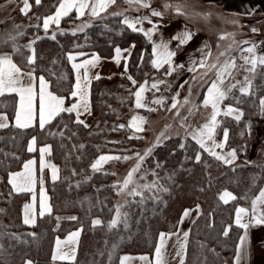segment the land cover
<instances>
[{"label": "trees", "instance_id": "1", "mask_svg": "<svg viewBox=\"0 0 264 264\" xmlns=\"http://www.w3.org/2000/svg\"><path fill=\"white\" fill-rule=\"evenodd\" d=\"M29 2L31 9L28 14L25 16L17 12L0 24V33H14L18 26V30L24 33L18 39V45L36 41L35 73L48 79L52 85L51 91L65 97L66 104L72 101L73 72L67 58L70 54L77 53L81 58L90 54L108 58L115 47L133 44L127 63V76L137 81L135 86L149 76L150 43L142 33L128 29L119 15L102 16L92 20L82 31H73L76 18L69 14L62 19L60 28L49 30L46 35L36 25L43 16L55 11L60 0H41L38 6L35 0ZM53 32L56 33L55 40L50 38ZM22 52L24 56L31 54L27 48H22ZM2 53L13 54L11 46L0 44ZM13 59L20 64L22 57L13 54ZM127 76L101 78L92 83L88 127L74 123L73 117L68 114H62L48 126L56 131L58 125L63 128L67 124L68 130L63 140L33 128L22 131L10 127L0 132V245H3L0 264H22L28 260L46 262L50 258L54 239L78 228L81 238L77 264H102L105 253L113 245L116 246L117 255L151 254L160 234L174 231L183 210L192 208L195 213L197 206L200 213L190 226L184 264H230L240 234V229L233 225V213L239 205L248 206L260 189L264 174V168L260 165H264V151L251 160L253 164H246L239 158L233 166H226L203 152L188 137L167 138L152 150L151 155L145 157L141 166L143 170L150 171L148 181L158 182L167 191L145 192L143 197L135 198V203L128 210V227L119 225L116 229L108 230L107 224L116 207L113 203L116 190L111 187L116 184L112 169L125 161L109 160L110 163L100 172H93L91 165L99 155L124 157L126 154L132 156L141 153L137 149L142 143L127 139L125 130L119 128L123 118L121 112L126 106L125 101L121 100L127 93L125 86L134 87ZM257 85L264 87V83ZM262 94L264 90L257 91V96ZM243 99L245 102L238 105L231 97L225 102L245 113L241 121L222 117L217 129V136L221 135L222 128L229 130L226 146L237 149L239 155L248 140L246 121L258 117L254 115L257 98ZM14 105L13 96L0 98V111H5L10 118ZM33 135H36L39 144L51 145L50 159L59 169V179L54 183L47 182L52 213L40 218L35 227L27 228L22 224L20 212L27 196L11 193L7 178L9 172L19 169L29 157L26 145ZM197 153L202 156L200 163L195 161ZM157 164L162 166L158 168ZM78 182L80 186L76 187ZM223 190L232 192L237 199L230 204L221 203L219 194ZM59 215H73L77 219L59 222ZM94 218H99L102 225L93 227ZM230 225L229 236L224 237L223 231ZM12 234L20 239L13 240ZM202 244L204 247H201Z\"/></svg>", "mask_w": 264, "mask_h": 264}, {"label": "snow or ice", "instance_id": "2", "mask_svg": "<svg viewBox=\"0 0 264 264\" xmlns=\"http://www.w3.org/2000/svg\"><path fill=\"white\" fill-rule=\"evenodd\" d=\"M130 7H135L136 11L142 9L148 10V15L138 16L135 18H128L124 16L123 13H115L114 15L123 16V24L127 28L131 29L132 32H140L146 38L148 43L152 45L150 60L151 66L159 71L161 68H164L167 65V69L164 73L165 76H172L173 73L177 72L178 69L184 68L183 63H176L175 57L178 54V51L191 42L196 35L195 32L189 30L187 27L184 28L179 34H174L173 37L165 41L162 36L160 29L165 25L162 21L165 19L164 13L160 8H153L150 0H126ZM36 5L38 6L41 3V0H35ZM115 3V0H60V3L53 15L43 18V30L47 35L49 32L50 24H55L57 28L59 27L60 20L68 16L72 11L76 12L77 18H82L85 14H89L92 17H101V13L105 12L108 7ZM160 7L164 9H169L174 12L176 16H191V17H200L199 13L191 12L187 10L194 5L188 4H171L164 3ZM244 7L246 11L244 13H234L236 15H243L245 18L250 19L259 13V5L245 4ZM31 9L29 0H23V7L20 9L22 15H27ZM264 15V14H261ZM102 18V17H101ZM153 18H156L153 20ZM205 21L210 20V16L205 14L201 17ZM148 23L151 25L150 28L144 29L143 24ZM233 24L237 21H232ZM89 25L85 24L83 27H88ZM40 27V25H36ZM82 30V29H81ZM251 31L255 34L259 32V29L255 26L251 27ZM63 35V32H60ZM75 34V33H73ZM24 35L23 32H20L17 29L14 30V33H0V44L11 46L12 53L18 56H21L22 59L20 64H17L13 59V54H0V97L6 95L18 97V103L14 105V122H10L9 116L6 112H0V130L15 128L19 130H27L34 128L36 126V120L38 118V126L41 132L46 133L47 136L57 137L59 136L62 140L65 139V132L68 130V125L64 124L63 128L57 126V130L53 131L48 128L58 117H62V114H68L69 116L75 115L74 123L78 125H83L88 127V125L80 119V116L84 112L90 114L89 100H88V85L91 83V78L89 76V71L91 68H94L99 61V57H94L91 60H86L83 63H75L77 56L69 55L67 58L69 61H72V68L75 70L76 82L73 90L70 91V98L76 102L72 103L70 106L65 107L66 98L60 95H57L51 91V82L46 79L44 76L36 77L35 68L33 67L36 62L35 56V40L29 42L27 45L20 46L17 44L19 38ZM159 35L160 39L154 40L153 37ZM228 35H232L229 33ZM52 40L56 39V33L53 32L50 36ZM226 35H220L219 39H226ZM36 39H40L37 37ZM175 40L176 48H171V41ZM235 43V41H233ZM242 45H248L247 47H239L241 53L240 59L242 64L236 63L235 57H227L222 62L217 57L216 62L208 63L211 57V50L208 48V45L205 44L203 47L198 50L201 52L202 58L199 61H191V66L188 68V71L191 73H196L198 69H203V76H207L209 72L213 73V78L208 82L206 93L201 104L197 105L191 100L192 88L188 87V96L180 100V91L178 90L172 97L170 106L165 109L166 111L171 112L172 110H177L176 115H179V109L187 107L188 115L183 117L182 126L186 127L188 135L190 138L195 141L203 152L208 153L214 160L223 163L226 166H233L235 161L238 158L237 149L232 148L226 153L223 151L227 145L229 139V130L224 128L223 138L220 142H217L216 135L217 129L220 128L221 121L219 117H231L236 122H240L244 117L245 113L236 106L232 104L224 105V101L228 100L230 97L236 101V104L244 103V97H256L258 103L254 102L257 111L254 115L259 116L264 119V96H257L258 90H264V87L254 84V80L257 76L264 77V55L257 54L258 44L251 43L249 41L241 42ZM134 47V45H133ZM22 48H27L31 53L28 56H24ZM205 49H208L205 51ZM231 49V45L229 46ZM116 60L117 65L121 63V49L116 48ZM247 53V55H244ZM221 56H226V53H220ZM55 63V62H53ZM141 63H143V53L141 54ZM243 70L245 75L243 80H237L236 75L239 71ZM125 73H127V64H125ZM66 77H60V79H65ZM99 75L95 76V79H100ZM197 77L194 75L193 79ZM127 79L131 82L132 85H136L137 81L132 76H127ZM38 80V91H37V82ZM165 80H153L150 88L148 82L145 81L140 85L138 90L133 93L135 98V107L137 109H145L149 112H155L159 108H162L166 103L165 97L160 96L154 98L150 103L156 105L157 107H151L148 104L143 102L144 95L146 91L155 90L156 92L160 91V85L166 84ZM185 84H188L186 80L184 83L180 84L179 88L183 89ZM171 90V85H168L166 91ZM239 92V96L235 95V92ZM38 100V109L36 106V101ZM203 107L204 109H211L210 113L206 116L205 122L199 127H193L188 123L190 118H194L195 115L199 112V109ZM147 123L145 117L142 116H133L128 127L132 128L135 132L145 131L143 125ZM124 125H119V128H124ZM252 125L249 123L247 128L249 134L251 131ZM73 135H76L73 133ZM164 137V132L160 133V136L157 137L155 146H159L161 138ZM133 139H139L138 136L131 137ZM12 139H15L13 137ZM37 138L35 136L28 142L27 151L34 152L36 151ZM80 147H83L81 145ZM183 147V145H181ZM217 149L221 151H216ZM41 157V172L44 168H51V179L53 182L59 179L58 172L59 169L55 165L46 164L44 162V157L46 154L51 153V145H44L39 149ZM152 149H147L143 154L136 153V159L138 163L131 168L126 177L122 182H117L111 187L116 190L117 195H126V196H141V191L138 190V187H133L135 184L134 176L139 173L143 160L146 156L151 155ZM7 155V154H5ZM16 158V157H13ZM130 157L124 156H101L91 165L93 172H100L103 164L108 160H128ZM195 161L197 163L202 162V156L200 153H197L195 156ZM246 164H253L252 161H246ZM34 160H28L23 165V170L19 172H9L7 183L11 186V189L14 193H26L33 192L37 177L34 172ZM162 165L157 164V167ZM261 168H264V165H260ZM235 171V168H233ZM75 170H73V175H75ZM155 174V173H153ZM171 179V177H169ZM41 184H43V177L40 178ZM86 182V181H85ZM79 187V182L75 185ZM146 191H152L153 189L156 192H166L167 189L159 185L158 182H153L152 184H146L142 186ZM247 199V195L245 196ZM47 197L44 193L43 188L41 189V200L39 205V216L42 218L45 214H51L52 208L50 204L47 203ZM237 197L230 191L225 190L220 196L224 204H228L231 200H236ZM35 201V196H33V202ZM127 203V201L125 202ZM124 204H118L114 211L115 215L111 221L107 224L109 231L116 229L119 225L123 224L125 228L128 227V213L123 212L121 209L124 207ZM199 206H197V209ZM189 210H185L183 213L184 217L189 216ZM36 212L33 204H25L23 211V223L28 226H35L36 223ZM60 218H57L59 220ZM68 219L76 220L77 217H69ZM100 219H94L92 221L93 227L102 225ZM180 223H183V218ZM235 225L243 230L238 238V243L235 247V255L233 258V264H245L249 258L250 249L252 245V239L249 235V229L256 226H264V188H260L258 194L251 200V210L244 207H237L235 212ZM231 230V225L223 231V236L228 237L229 231ZM81 234V230H77L71 233L67 240L61 242L59 238L56 240V250L52 255V260H61V261H74L76 256V247H69L70 245H77L78 238ZM35 235V234H31ZM189 237V232L185 231L183 233V243H180L179 250L176 255L180 257V264H184V255L186 253V246ZM13 240H19L20 237L14 234L11 235ZM170 236L165 233H161L159 236V244L155 248V264H165L164 261V250L166 240ZM257 243L261 246L260 251L264 253V234H262ZM115 249V245L112 246ZM201 247H204L202 244ZM68 248L67 251L64 249ZM3 249V245H0V250ZM109 260H111L112 253L109 252ZM129 257L124 256L119 260V264H126ZM143 261H148L149 258L146 256L140 257ZM25 264H32L31 260L25 261Z\"/></svg>", "mask_w": 264, "mask_h": 264}, {"label": "crops", "instance_id": "3", "mask_svg": "<svg viewBox=\"0 0 264 264\" xmlns=\"http://www.w3.org/2000/svg\"><path fill=\"white\" fill-rule=\"evenodd\" d=\"M171 3L173 5L175 4H188V5H194V7H190L187 11L189 13L191 12H196L200 14V17H191V16H176L174 15V12L169 9H164L160 7L164 3ZM30 3V2H29ZM60 3V2H59ZM150 3L153 8H160V10L164 13L165 19L162 21V23L165 25L163 28L160 29V32H162L163 39L165 41L170 40L174 34H179L182 30H184L185 27H187L189 30L193 31L196 33L194 36L193 40L189 42L186 46H184L181 50L178 51L177 56L175 57V62L176 63H183L185 66L184 68L178 69L177 72L173 73V75H179V80H178V86L176 88V92L181 90L179 88L180 84L184 83L186 80L188 81V84H185V86L189 85L191 82L195 85H197L198 90H197V95L196 99L194 101H198L199 104L202 103L205 93H206V88L208 82L213 78V73L209 72L207 76H203V69H198L196 73H191L188 71V68L191 66L190 63V58L191 61H199L202 58L201 52L198 50L199 48L203 47V45L207 44L208 48L211 50V57L208 61V63H214L217 60V57H219V60L222 62L224 59L227 57H235L236 58V63L242 64V60L240 59V51L239 47H247L248 45H242L241 42L243 41H249L251 43L258 44L259 47L257 48V54L259 55H264V0H150ZM245 4H251L253 6L259 5V13L255 15L254 17L247 19L243 15H236L234 13H244L246 11V8L244 7ZM31 5V4H30ZM59 5V4H58ZM23 7V0H4L0 2V24H2L4 21L12 18L15 16L17 12H20V9ZM58 7V6H57ZM57 9V8H56ZM55 9V11H56ZM55 11L52 14L43 16L40 21L39 25L40 28L43 30V18L53 15ZM21 13V12H20ZM115 13H123L124 16H127L128 18H135L138 16H143V15H148V10L147 9H142L140 11H136L135 7H130L126 0H115V3L112 4L108 9L101 13V17L108 15V14H115ZM70 14L74 15L76 18L75 23L73 24L74 31H82L86 27H83V25L87 24L89 25L92 20H95L100 17H92L89 14H85L82 18H77L76 12L72 11ZM205 14H208L210 16L209 21L203 20L201 17H203ZM121 21L123 20V16H120ZM63 19V18H62ZM59 23V27L61 26V21ZM156 18H153L155 20ZM232 21H237V23L233 24ZM123 23V22H122ZM76 25V26H74ZM126 26V25H125ZM144 29H148L151 27L148 23H144L143 25ZM255 26L256 28L259 29L258 33H253L251 31V27ZM127 27V26H126ZM57 29V26L55 24H50L49 30ZM82 29V30H81ZM129 29V28H128ZM131 30V29H130ZM140 33V32H139ZM231 33L232 35H228ZM220 35H226L227 38L224 40H220L219 36ZM154 40H159L160 36L156 35L153 37ZM235 41V43H233ZM176 41L172 40L171 41V48L175 49L176 48ZM231 45V49H229V46ZM151 47V52H152V45L150 44ZM116 48L121 49V63L117 65L115 62L116 60ZM133 49V44L126 46V47H115L113 49V53L110 57L105 58L101 57L97 54H90L85 57H80L77 53H73L70 55H75L77 56V59L75 63H83L86 60H91L94 57H99V61L97 62L96 66L94 68H91L89 71V76L91 78V83L88 85L87 91H88V100H89V108H90V89L91 85L95 79V76L99 75L101 78H112L117 75H122V76H127V73H125V64L128 63L130 54ZM208 49H205L207 51ZM226 53V56H221L220 53ZM5 54V53H2ZM244 55H247V53H244ZM152 59V56H151ZM72 61H70L71 67H72ZM151 68L153 69L152 77L149 80H153L154 78H160V80H165L169 81L171 76H165L164 73L167 69V65L164 68H161L159 71L155 70L152 66ZM73 72V84H72V90L74 88L75 82H76V74L75 70L72 68ZM36 77H40V75L36 74ZM172 75V76H173ZM196 76V79H193V76ZM245 73L243 70L239 71V73L236 75L237 80H243ZM100 78V79H101ZM172 78V77H171ZM259 83H264V77L257 76V78L254 80V84L257 85ZM37 84V91H38V80L36 82ZM236 95L239 96V92H235ZM9 96V95H6ZM261 96H264L262 94ZM5 97V96H4ZM14 97V96H13ZM3 98V97H0ZM15 104L18 103V97H14ZM76 102L75 100L72 99V101L69 104H66L65 102V107L70 106L72 103ZM224 101V105H227ZM198 104V105H199ZM36 106L38 109V100L36 101ZM211 109H204L201 107L199 109V112L195 115L194 118H190L188 123H190L193 127H199L205 122L206 116L210 113ZM0 112H5V111H0ZM188 112L184 114L178 122V126L173 125L171 127V131L169 134H171L172 137V132H176L177 134H182L188 138L190 136L188 135L186 127L182 126V119L183 117L187 116ZM9 116V115H8ZM14 112L12 115V118L9 117L10 122H14L13 120ZM89 116L88 112H84L81 116L80 119L83 120L85 123H87V118ZM73 119L75 120V115H72ZM222 117H219L218 119L221 120ZM231 118V117H229ZM251 124V131L249 134V130L247 128L248 124ZM176 127V129H174ZM225 128V127H224ZM221 129L220 136L216 135V140L217 142H220L223 138V129ZM35 130H40L38 126V118L36 120V126L33 128ZM4 130V129H3ZM245 130L247 132V135L249 137V140H247L246 144L243 147V150H241V153L239 155L238 152V158L244 161H251L253 160L259 152L264 151V119L260 118L259 116L256 119H249L246 121L245 125ZM2 130H0L1 132ZM252 134H256L258 141L251 144L250 137ZM36 137V135H33ZM31 136L28 142L32 139ZM173 137H178V135L173 134ZM37 138V137H36ZM191 139V138H190ZM192 140V139H191ZM193 141V140H192ZM195 142V141H194ZM27 145H26V151H27ZM44 145L48 144H39L38 140L36 143V151L34 152H28L29 157L22 163L19 169L12 171V172H19L23 170V165L25 162L28 160H34V172L37 177V182L34 188L33 192H26V193H19L26 195V199L22 202L20 212H21V221L22 224L27 227V228H33L38 224L39 219L41 218L39 216V205H40V200H41V189L43 188L44 193L46 195L47 203L50 204L51 208V199L50 195L47 191V182L54 183L53 180L51 179V168L46 167L43 169L41 172L40 164H41V157H40V152L39 149L43 147ZM232 148H228L227 146L223 150L225 153L229 151ZM202 150V149H201ZM216 151H221L217 149ZM206 153V152H205ZM51 154V153H50ZM50 154H46L44 157V162L46 164L50 165H55L51 159H50ZM208 154V153H206ZM109 161V160H108ZM223 164V163H222ZM224 165V164H223ZM58 168V167H57ZM41 176L43 177V184L40 182ZM59 176V172H58ZM8 179V178H7ZM57 181V180H56ZM55 181V182H56ZM260 188H264V174H263V182ZM10 192L13 194L14 193L11 189V186L9 185ZM225 190L221 191L219 196L224 192ZM228 191V190H227ZM259 191V190H258ZM258 194V192H257ZM256 194V195H257ZM18 195V194H17ZM255 195V196H256ZM33 196H35V201L33 202ZM221 201V200H220ZM234 200L229 201L228 204L232 203ZM33 204L34 203V208L35 212L37 215L36 218V223L35 226H28L23 223V211H24V205L25 204ZM221 203H223L221 201ZM224 204V203H223ZM237 207H244L246 209L251 210V202L248 206H243L239 205ZM236 207V208H237ZM236 208L233 213V225H235V212ZM189 216L184 217L183 213L181 214V217L179 219V223L177 225V228L168 234L170 236L169 239L166 240L165 243V250H164V261L165 264H180V257L176 255L177 251L179 250L180 243H183V233L185 231H190V226L195 219V215L193 214V211H190ZM52 213V212H51ZM50 214H45L44 216H48ZM43 216V217H44ZM69 217L73 216H59L57 218H60L58 221L62 220H71L68 219ZM183 218V223H180L181 219ZM237 227V226H236ZM238 228V227H237ZM240 229V228H239ZM80 230L78 229H73L66 233L62 237H56L52 243V248H51V253H50V258L46 262H32V264H77V255H78V248H79V242L81 238V234L78 238L77 245H70L69 247H76V256L74 261H61V260H52V255L54 251L56 250V240L59 238L61 242H64L67 240L68 236L77 231ZM243 234V230L240 229V234L239 236ZM264 234V226H256L252 227L249 229V235L252 239V245L250 249V254L248 260L245 262V264H264V253L260 251V245L257 243L258 238ZM239 238V237H238ZM238 243V239L236 241V244ZM159 240L155 246V248L158 246ZM235 244V247H236ZM235 247L231 256V261L230 264H233V258L235 255ZM155 248L153 249L151 254L147 253H138V254H131V253H122L119 255H116L113 259L111 264H119V260L121 257L127 256L129 257L128 261L126 264H155ZM187 249V246H186ZM65 251L68 250V248L64 249ZM186 255V253H185ZM185 255H184V261H185ZM146 256L149 258V260L143 261L140 259V257ZM22 264H25L23 262Z\"/></svg>", "mask_w": 264, "mask_h": 264}, {"label": "rangeland", "instance_id": "4", "mask_svg": "<svg viewBox=\"0 0 264 264\" xmlns=\"http://www.w3.org/2000/svg\"><path fill=\"white\" fill-rule=\"evenodd\" d=\"M76 26V25H74ZM74 31V28H73ZM153 69L151 68V71L149 72V76H147V78H145L143 81H141L137 86H129L126 85L125 87H127V93L122 97V101L124 100L126 103V106L123 108V112H121V115L123 116L122 120L119 122V125H124L125 127L123 128L125 130V137L127 139L130 140H138L140 141L142 144L140 145V147L137 149V152H141L142 154L149 148H151L152 150L156 147H154V145L156 144V140L157 137L160 136L161 132H164V137L161 138L160 144L163 143L167 138L171 137L170 131H171V127H173V125L178 126V122L179 120H181L182 116L184 114L187 113V107L184 108H180L179 109V115H176V111L177 110H172L171 112L166 111L165 109H167L170 106L171 103V97L176 93V88L178 86V80H179V75H173L171 76L169 79V81H166V84H162L160 85V91L156 92L155 90H151V91H146L145 95H144V100L143 102L145 104H148L151 107H157L156 105H152L150 102L154 99V98H158L160 96L165 97L166 103L164 104V106L162 108H159L157 111L155 112H149L145 109H137L135 107V98L133 93H135L138 88L140 87L141 84H143L145 81L148 82V86L150 88L151 84L153 83V80H149L152 77V73H153ZM155 80H160V78H156ZM131 83V82H130ZM168 85H171V90L170 91H166V88L168 87ZM191 86L192 88V95H191V100L195 103V104H199L198 101H194V99H196V95H197V90H198V86L193 84L192 82L187 85L184 86L183 89L180 90V100L182 101L184 99V97L188 96V87ZM133 116H142L145 117L147 120V123L143 125L145 131L143 132H135L132 128L128 127L131 118ZM176 129V127L174 128ZM173 134L178 135L179 138H184L186 136L182 135V134H177L175 131L172 132ZM172 134V137H173ZM133 136H138L140 137L139 139H133L131 137ZM116 140V138H115ZM249 140V137H248ZM251 140V144L255 143L258 141V138L256 136V134H252L250 137ZM103 155H99L94 159V162ZM124 156H128L130 157L128 160H123L125 161L123 164H120L118 166H116L115 168H113V174L115 176V180L116 183L117 182H122V180L126 177L128 171L133 168L137 163V159H136V154H133L132 156L129 154H126ZM93 162V163H94ZM108 163H110L109 161L105 162L103 164V167L105 165H107ZM102 167V168H103ZM150 171L147 172L146 170H143L141 167V170L139 171V173H137L134 176V181L135 184L132 185L133 187H138V190L141 191L142 193V197L143 194L145 192H150V191H146L143 189V185L146 184H152L153 182L148 181V175H149ZM153 192H156L154 189L152 190ZM141 196H126V195H117L115 199L113 200V203L115 206H117L118 204H124L125 206L121 209L123 212H127L131 206V204H134V200L135 198H140ZM127 201V203H125ZM126 208V209H125ZM185 210H190L193 211L192 208H186ZM183 210V211H185ZM194 212V211H193ZM183 213V212H182ZM200 213V209H197L195 213H193L195 215V218H197V214ZM115 215V211L112 214L111 219L114 217ZM59 216H73V215H59ZM58 216V217H59ZM181 217V216H180ZM94 219H99V218H94ZM111 221V220H110ZM123 225V224H121ZM116 249H113V247L111 246V249H109L106 253H105V257H104V261H102V264L104 262V264H111L112 259L117 255L115 252ZM109 252L112 253L111 255V260H109Z\"/></svg>", "mask_w": 264, "mask_h": 264}]
</instances>
